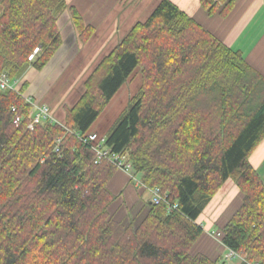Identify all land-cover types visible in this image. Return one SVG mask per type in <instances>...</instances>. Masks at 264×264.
<instances>
[{
  "label": "trees",
  "instance_id": "1",
  "mask_svg": "<svg viewBox=\"0 0 264 264\" xmlns=\"http://www.w3.org/2000/svg\"><path fill=\"white\" fill-rule=\"evenodd\" d=\"M67 9L66 0H1L0 72L18 81L30 66L44 69L62 45L58 19ZM72 14L85 42L94 30ZM143 63L144 86L106 145L128 153L134 177L179 211L151 204L136 225L111 217L108 183L118 169L95 164L80 137ZM85 87L64 125L33 129L23 91H0V264H218L192 250L205 232L198 218L230 179L242 202L222 243L240 256L236 264H264V180L250 163L264 140V77L240 52L163 0Z\"/></svg>",
  "mask_w": 264,
  "mask_h": 264
},
{
  "label": "crops",
  "instance_id": "2",
  "mask_svg": "<svg viewBox=\"0 0 264 264\" xmlns=\"http://www.w3.org/2000/svg\"><path fill=\"white\" fill-rule=\"evenodd\" d=\"M66 1L68 9L58 19L62 38L58 52L44 69H27L17 81L19 91H23L22 96L32 99L37 105L48 106L55 122L61 125L66 122V110L73 108L80 100L83 82L135 25L145 23L149 19L163 0ZM169 1L224 45L240 52L246 63L264 77V0H211L209 9L203 7L201 0ZM212 7L213 11L210 10ZM73 11L81 15L86 27L94 30L85 42L81 41ZM117 94L111 103L115 102ZM113 110H117V105ZM95 129L96 124L90 132L97 133ZM251 161L262 177L264 141ZM108 189L116 196L115 202L109 208L115 221L124 224L135 223L147 214L151 203L145 186L132 180L124 170H117L108 183ZM239 194V189L227 181L198 218L197 224L201 225L205 232L223 228L235 213L228 218L223 214L226 213V208L234 205L236 198H240ZM218 198H221L224 204L215 206Z\"/></svg>",
  "mask_w": 264,
  "mask_h": 264
},
{
  "label": "rangeland",
  "instance_id": "3",
  "mask_svg": "<svg viewBox=\"0 0 264 264\" xmlns=\"http://www.w3.org/2000/svg\"><path fill=\"white\" fill-rule=\"evenodd\" d=\"M145 64H146V60H145ZM145 64L143 63L142 66L138 67L134 71V73L131 75V77L128 79V81L119 90V92L117 94V97L115 99V102H112L113 104L110 102L108 104V106L106 107V109L101 114V116L99 117V119L96 121V123H95L96 124V129L95 130H97L99 132L101 137H106L107 136L109 131L112 129V127L114 126L116 121L121 116V114L125 110H127V108L129 107L132 99L134 97H136L141 92V90H142V88L144 86V82L146 81V76H145V66L146 65ZM30 68H34V67L30 66L28 69H30ZM72 76H73V73H72ZM87 79H86V81H87ZM86 81L83 82L84 84H82L83 94L86 91V87H85ZM77 91H79V88L77 89ZM120 102H121V104H119ZM115 105H117V110L114 111L113 107H115ZM259 146L256 148V150L253 152L252 156L250 157V163L252 162L251 160L255 156V153L258 151ZM124 155H126L128 157V160H129L130 164L132 165V162L130 161L128 153H124ZM251 165L253 166L252 163H251ZM132 168H133V165H132ZM253 168H254V166H253ZM262 179L264 180V173L262 175ZM228 181L233 183L235 185V187H237V185L235 184V181L233 179H230ZM222 188L218 191V193L222 190ZM147 194H148L149 199H150L151 198L150 194L148 192H147ZM217 194L214 196V198L217 196ZM239 196H240V198L239 197H238L239 199L236 198L235 203H234L233 206H231L230 208H226V213L223 214V216L225 215V217L228 218V217L232 216V214L237 211V209L240 207L241 202H242V195L239 194ZM214 198L212 199V201L214 200ZM220 203H221V205H222V203L224 204V202H222L221 198H218L215 201V206H218ZM144 217H145V215L142 216V218H144ZM141 219L136 220L135 224L136 225L140 224V222H141L140 220ZM222 223H224V220H222ZM126 224H129V223H126ZM205 233L206 234H204L202 236V238H200V240L193 247L192 254H194V255L198 254V253L204 254V255L208 256L209 258H211L213 261H215V262L217 261L218 264H236L237 261L235 262L234 261L235 259L234 260H229L228 259L229 251H226V248H225V246L222 243V235H221V237H218V234H221V229L220 228L219 229L215 228L213 230L206 231ZM238 257L240 258V256H238Z\"/></svg>",
  "mask_w": 264,
  "mask_h": 264
},
{
  "label": "built area",
  "instance_id": "4",
  "mask_svg": "<svg viewBox=\"0 0 264 264\" xmlns=\"http://www.w3.org/2000/svg\"><path fill=\"white\" fill-rule=\"evenodd\" d=\"M39 52V49L34 51V54L30 56L29 60H33V57ZM13 90L20 92L17 86V81H11L4 72H0V91ZM26 101L32 105V112L29 116L31 124L29 129H33L35 124L42 123L43 121L55 122L51 109L48 106L37 105L33 103L32 99L27 98ZM15 111V108H13ZM22 120L21 117H17L15 123L18 124ZM80 139L89 145L95 153L94 163L100 164L102 161H107L108 163L115 166L117 169L124 170L131 176V179L137 181L139 184L143 185L138 178L133 175V168L130 164L128 157L124 153H114L113 150L106 145V137H101L98 133L89 132ZM58 144L60 140L57 141ZM58 151V149H56ZM145 186V185H143ZM145 189L150 194V203L152 205L160 206L164 205L166 207L167 213H172L179 211V205L177 202H169L168 194L163 193L160 188H148L145 186ZM218 237H221V234H218ZM238 257V254L229 250L228 259L234 260Z\"/></svg>",
  "mask_w": 264,
  "mask_h": 264
}]
</instances>
